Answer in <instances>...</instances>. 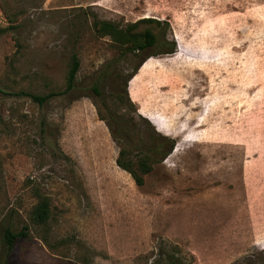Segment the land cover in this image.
<instances>
[{
	"label": "rangeland",
	"instance_id": "1",
	"mask_svg": "<svg viewBox=\"0 0 264 264\" xmlns=\"http://www.w3.org/2000/svg\"><path fill=\"white\" fill-rule=\"evenodd\" d=\"M103 22L177 51L141 63ZM75 53V89L19 95L63 91ZM160 136L137 186L120 150ZM3 224L29 228L9 264H264V0H0Z\"/></svg>",
	"mask_w": 264,
	"mask_h": 264
},
{
	"label": "trees",
	"instance_id": "2",
	"mask_svg": "<svg viewBox=\"0 0 264 264\" xmlns=\"http://www.w3.org/2000/svg\"><path fill=\"white\" fill-rule=\"evenodd\" d=\"M154 22L159 25L165 23L168 25V22L160 19L142 18L129 24L126 31L128 34H137L136 30L141 24L149 25ZM101 29L104 30V33L111 34L126 51L135 52L139 55L144 54L143 61H141V63L151 56L173 54L177 51L176 41L169 39L167 32H163L161 35H158L151 27H146L142 32L139 33V37L130 36L127 39V36H124L121 30H118L109 22H103ZM79 70L80 59L75 53L72 55L71 65L67 75V85L63 91H53L45 95L22 92L19 93V95L29 96L33 99V101L43 105L52 98L61 94H66L75 89ZM93 89L95 93L100 94L98 85H95ZM124 91V93H127V88H124ZM118 95L121 96V93ZM128 146L129 145L126 146L127 149ZM174 147L175 142L167 136H160L158 139L154 138L150 145L146 146L144 149L140 148L138 150L136 162L131 159H125L127 150L125 147H122L117 159V164L122 169L131 174L137 186H143L145 184V175L149 174L153 170L154 163L169 155L173 151ZM135 164L137 168L134 167ZM49 218L50 202L47 197H43L33 211V219L38 224H44L49 220ZM28 229V226L25 225L20 231L15 232L10 224H3L0 226V236L2 243V249L0 251V264H9L10 255L15 247L16 242L19 239H24L29 236Z\"/></svg>",
	"mask_w": 264,
	"mask_h": 264
},
{
	"label": "bare ground",
	"instance_id": "3",
	"mask_svg": "<svg viewBox=\"0 0 264 264\" xmlns=\"http://www.w3.org/2000/svg\"><path fill=\"white\" fill-rule=\"evenodd\" d=\"M155 122V121H154ZM163 129V128H162ZM179 150V146H177L174 150V153L177 152Z\"/></svg>",
	"mask_w": 264,
	"mask_h": 264
},
{
	"label": "crops",
	"instance_id": "4",
	"mask_svg": "<svg viewBox=\"0 0 264 264\" xmlns=\"http://www.w3.org/2000/svg\"><path fill=\"white\" fill-rule=\"evenodd\" d=\"M264 244V243H263Z\"/></svg>",
	"mask_w": 264,
	"mask_h": 264
},
{
	"label": "water",
	"instance_id": "5",
	"mask_svg": "<svg viewBox=\"0 0 264 264\" xmlns=\"http://www.w3.org/2000/svg\"><path fill=\"white\" fill-rule=\"evenodd\" d=\"M176 148V147H175Z\"/></svg>",
	"mask_w": 264,
	"mask_h": 264
}]
</instances>
